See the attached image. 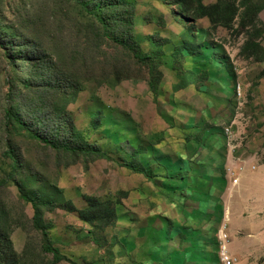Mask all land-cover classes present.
<instances>
[{"label":"rangeland","instance_id":"374dc122","mask_svg":"<svg viewBox=\"0 0 264 264\" xmlns=\"http://www.w3.org/2000/svg\"><path fill=\"white\" fill-rule=\"evenodd\" d=\"M125 1L145 64L120 9L0 0V264H52L36 210L58 264H264V0Z\"/></svg>","mask_w":264,"mask_h":264},{"label":"trees","instance_id":"16d2710c","mask_svg":"<svg viewBox=\"0 0 264 264\" xmlns=\"http://www.w3.org/2000/svg\"><path fill=\"white\" fill-rule=\"evenodd\" d=\"M76 2L81 5L83 7V9L88 12L89 14H93L95 16H97V12L96 9H100V10H105L107 12H113L114 10H121L122 11V20H118L115 19L114 21H109L108 18L104 15L101 16L100 21H101V25L104 31V34L106 35V37L110 38L111 40H113L116 44H118L119 46H121L123 49L129 51L132 55V57L141 64H145L147 62V60L149 59V55L148 54H140L136 47L134 46L132 40H131V35L129 34L127 27L129 25H131L132 22V18H131V14L134 10V3H128L125 0H116V1H106L105 0L100 4V5H96L94 7H91L90 5L86 4L83 0H76ZM212 8H218V5H214L212 6ZM223 17V14H222ZM225 19H228V16H226ZM178 21H183L181 16L177 17ZM225 21V20H224ZM120 25V26H118ZM196 79H198V76L196 74L195 76ZM7 118L10 119V113H7ZM31 136H33L37 141L45 144V145H49L51 147L57 148V149H63L65 151H71V152H84L86 154H90V155H97V156H101V157H108V154L106 152H103L100 149H97L93 146H88L86 149H79L77 147L72 146L70 143H55L51 140H47L46 138H41L39 136L34 135L32 132H30ZM9 158H11V160H13L14 163V158H12V155H7ZM122 166H124L126 169H128L130 172L133 173H139L142 176H144L147 179H151L152 178V174L151 172L144 170L138 166H136L135 164H133L132 162H123ZM18 192H19V196L20 198L27 202V203H31L33 205V207L37 208V205H35L33 203V200L28 197L23 191H21L18 188ZM104 218V217H102ZM104 221H100V222H95V226H99L100 224H103ZM33 224L34 227L36 229H38L41 234H42V238H43V250L49 254L52 255V264H58L62 261H66V262H72L67 256H65L64 254L61 253V251L59 250L58 247H56L54 245L53 240L50 237L49 231L47 230V228H45V226H43L39 214L37 213V210L33 216Z\"/></svg>","mask_w":264,"mask_h":264},{"label":"built area","instance_id":"2783aa9c","mask_svg":"<svg viewBox=\"0 0 264 264\" xmlns=\"http://www.w3.org/2000/svg\"><path fill=\"white\" fill-rule=\"evenodd\" d=\"M220 261L221 264H234V259L230 255H227L224 249L221 250Z\"/></svg>","mask_w":264,"mask_h":264}]
</instances>
